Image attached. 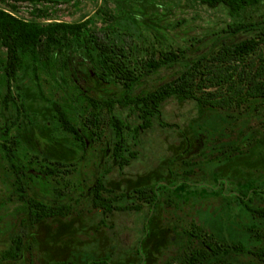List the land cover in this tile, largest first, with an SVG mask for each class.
Listing matches in <instances>:
<instances>
[{
	"label": "rangeland",
	"instance_id": "rangeland-1",
	"mask_svg": "<svg viewBox=\"0 0 264 264\" xmlns=\"http://www.w3.org/2000/svg\"><path fill=\"white\" fill-rule=\"evenodd\" d=\"M11 2L19 7L16 14L28 20L37 19L30 13L35 5L47 9L55 20L91 18L93 31L123 46L133 59L144 55L147 48L179 46L188 48L194 57L228 40L221 30L229 23L264 19V0L240 16H232L225 6L210 8L197 0ZM103 6L109 8L112 18L99 13ZM247 36L250 33L241 32L229 40ZM4 62L1 52L0 264H16L5 256L27 216L2 143L14 147L16 162L27 171L26 184L32 196L72 206L66 217L29 224L21 236L22 242H28L23 253L26 264H107L104 258L110 264H167L183 249L202 244L200 237L189 233L192 222L225 242H241L253 250L264 248V241L254 237L264 219L254 217L240 198L233 196L244 197L250 191L251 204L264 208V138L258 116L200 112L194 101L171 98L162 108V120L170 126H161L154 118L152 127L137 136L126 131V146L138 155L120 167L113 155L116 134L110 114L101 110L102 125L96 140H87L82 147L62 129L52 105V101L60 102L73 122L82 126L78 114L85 115L89 98L120 95L119 85L98 79L90 60L79 52L72 53L67 67L54 59L39 61L36 75L32 64L26 62L16 81L25 107L22 111L13 102L9 107L4 105ZM176 71L164 69L149 77L146 86H157ZM113 113L126 123H136L127 109L117 107ZM55 161L67 164L71 173L43 176L42 166H52ZM99 177L111 190L107 194L113 204L137 202L125 193L151 184L162 185L158 201L154 205L140 203L139 210L105 213L92 204L91 190ZM229 258L235 264H264L249 252H234Z\"/></svg>",
	"mask_w": 264,
	"mask_h": 264
},
{
	"label": "trees",
	"instance_id": "trees-1",
	"mask_svg": "<svg viewBox=\"0 0 264 264\" xmlns=\"http://www.w3.org/2000/svg\"><path fill=\"white\" fill-rule=\"evenodd\" d=\"M11 1L0 0V53L5 54V107H9L13 102L20 110H25L20 87L16 85L19 70L24 63L30 62L36 75L39 61L48 62L54 59L67 67L72 53L79 52L90 60L98 79L119 85L122 92L120 95L102 99L89 98L90 106L85 115L78 114V123L84 122L82 126L73 122L65 107L58 101H52L55 117L65 132L71 134L82 147H86L87 140H96L97 130H100L102 125L101 110H105L110 114L111 124L115 129L113 155L120 167L128 165L138 155L137 150L126 146V131H133L137 136L152 127L154 118L159 119L161 126H170L171 124L162 120V108L171 98L180 102L194 101L200 112L213 110L256 115L260 120V135L264 138V19L229 23L221 30L228 40L221 42L212 51L194 57L190 56L188 48L179 46L147 48L144 55H137L136 59H133L128 57L129 53L123 46L111 43L93 31L90 28L91 18L79 22L55 20L50 17L47 9L35 5L30 13L37 19L28 20L16 14L19 7ZM31 1L35 4L41 0ZM197 1L210 8L225 6L232 16H240L244 11L255 8L262 2ZM98 11L107 19L113 17L107 6L100 7ZM241 32H248L250 36L237 41L229 40ZM173 68L177 69L175 76L157 86H146L149 77L164 69ZM40 93L47 99L42 90ZM117 107L127 109L129 115L134 117L135 125L126 123L114 114ZM1 146L6 150V157L14 174L17 195L23 201L27 214L23 218L22 235L27 233L29 224L35 226L43 220L66 217L72 213L69 203H47L32 196L26 184L27 171L23 165L16 162L14 147L5 143ZM41 171L43 176L71 173L68 165L60 161L53 162L52 166H42ZM161 186L151 184L136 187L125 193V196L134 198L137 202L117 205L112 203L107 194L111 190L103 178L99 177L91 190L92 204L105 213L114 210H139L140 203L154 205L158 201ZM249 194L250 191H247L244 197L238 194L233 196L240 198L243 207L254 217L264 219V208L254 207L251 197L248 198ZM191 235L201 237L202 245L183 249L167 264H235L229 258L234 252H249L264 261V248L253 250L246 248L241 242H225L195 224L192 225ZM254 237L258 241H264V222L261 227L256 228ZM19 249H12L9 254L18 255ZM103 260L107 262L106 258Z\"/></svg>",
	"mask_w": 264,
	"mask_h": 264
},
{
	"label": "flooded vegetation",
	"instance_id": "flooded-vegetation-1",
	"mask_svg": "<svg viewBox=\"0 0 264 264\" xmlns=\"http://www.w3.org/2000/svg\"><path fill=\"white\" fill-rule=\"evenodd\" d=\"M98 208V207H97ZM109 213H111V212H109ZM107 215V214H106ZM22 223H23V219H22V221H21ZM195 223L194 222H192L191 223V226L192 225H194ZM195 226H197V224H195ZM198 226H200V225H198ZM22 227H23V224H22ZM22 229V228H21ZM204 229V228H203ZM205 230V229H204ZM190 233V235H191V231L189 232ZM21 236H24V235H22V233H20V234H16L15 236H13V239H12V244H11V246H10V249L8 250V252L6 253V256H5V260L6 259H9V260H16L17 262H16V264H26V262L24 261V259H23V253H24V251H25V248H27L28 247V245H27V241L26 242H22L21 241ZM192 236V235H191ZM197 237V236H196ZM201 238V237H200ZM201 241H202V243H203V240H202V238H201ZM202 245V244H201ZM20 248L17 252H22V254H18V255H16V254H9V252H11V250L13 249V250H15V249H17V248ZM107 259V258H106ZM106 262V261H105ZM107 264H110L109 262H108V260H107V262H106Z\"/></svg>",
	"mask_w": 264,
	"mask_h": 264
}]
</instances>
